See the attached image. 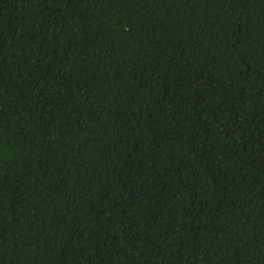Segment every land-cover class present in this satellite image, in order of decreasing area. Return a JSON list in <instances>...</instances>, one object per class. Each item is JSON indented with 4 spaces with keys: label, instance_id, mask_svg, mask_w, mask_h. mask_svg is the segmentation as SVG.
Masks as SVG:
<instances>
[{
    "label": "trees",
    "instance_id": "1",
    "mask_svg": "<svg viewBox=\"0 0 264 264\" xmlns=\"http://www.w3.org/2000/svg\"><path fill=\"white\" fill-rule=\"evenodd\" d=\"M0 264H264V0H0Z\"/></svg>",
    "mask_w": 264,
    "mask_h": 264
}]
</instances>
